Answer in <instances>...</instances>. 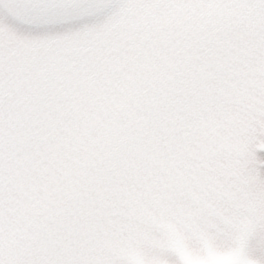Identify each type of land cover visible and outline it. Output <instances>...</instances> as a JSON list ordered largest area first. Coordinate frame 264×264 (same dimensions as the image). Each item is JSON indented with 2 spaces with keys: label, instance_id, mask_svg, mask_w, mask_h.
<instances>
[{
  "label": "snow or ice",
  "instance_id": "snow-or-ice-1",
  "mask_svg": "<svg viewBox=\"0 0 264 264\" xmlns=\"http://www.w3.org/2000/svg\"><path fill=\"white\" fill-rule=\"evenodd\" d=\"M264 264V0H0V264Z\"/></svg>",
  "mask_w": 264,
  "mask_h": 264
},
{
  "label": "rangeland",
  "instance_id": "rangeland-1",
  "mask_svg": "<svg viewBox=\"0 0 264 264\" xmlns=\"http://www.w3.org/2000/svg\"><path fill=\"white\" fill-rule=\"evenodd\" d=\"M190 264H241V259L235 251L210 250L207 257L192 258Z\"/></svg>",
  "mask_w": 264,
  "mask_h": 264
}]
</instances>
